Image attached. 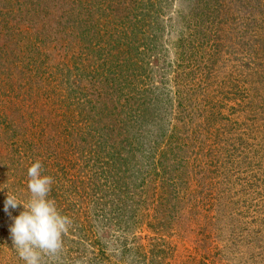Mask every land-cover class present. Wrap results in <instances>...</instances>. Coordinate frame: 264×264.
I'll return each mask as SVG.
<instances>
[{
    "label": "rangeland",
    "instance_id": "obj_1",
    "mask_svg": "<svg viewBox=\"0 0 264 264\" xmlns=\"http://www.w3.org/2000/svg\"><path fill=\"white\" fill-rule=\"evenodd\" d=\"M133 2L0 0V264L36 160L41 264H264V0Z\"/></svg>",
    "mask_w": 264,
    "mask_h": 264
},
{
    "label": "clouds",
    "instance_id": "obj_2",
    "mask_svg": "<svg viewBox=\"0 0 264 264\" xmlns=\"http://www.w3.org/2000/svg\"><path fill=\"white\" fill-rule=\"evenodd\" d=\"M27 187L30 198L19 201L15 195L8 194L4 210L16 209L22 205L23 210L12 216L9 226L12 246L25 264H41L44 254H54L61 249L62 235L67 232L71 220L57 209L48 194L53 178L43 174V165L39 160L27 168Z\"/></svg>",
    "mask_w": 264,
    "mask_h": 264
},
{
    "label": "trees",
    "instance_id": "obj_3",
    "mask_svg": "<svg viewBox=\"0 0 264 264\" xmlns=\"http://www.w3.org/2000/svg\"><path fill=\"white\" fill-rule=\"evenodd\" d=\"M115 3H119V1H134L133 3H136L133 7L134 8H139L141 6V4H146L147 1H151L152 2V7L157 5L158 2H160V0H114ZM132 3V4H133ZM94 6V7H93ZM103 8V9H102ZM154 8V7H153ZM102 9V10H101ZM108 9V3L107 0H104V2H102L101 0H90V5H76V7L73 9V14H74V18L72 21H74L73 25L77 26V24L80 23V21L85 22V23H89L92 25V23H90V18H88V16H86V10H87V14H93L92 16L96 17L95 14L97 16L100 17V14H102L103 12H105ZM103 11V12H101ZM133 17H131L132 20H136L137 17L136 15H131ZM98 17V19H100ZM140 19V18H139ZM118 50H120V48L118 47ZM112 56V54H111ZM114 56L118 57V55L115 53ZM128 66L126 67L127 71L132 72L133 74H137L136 72V65L130 62H127ZM164 65V64H162ZM166 67V65H164ZM136 72V73H135ZM126 84V83H125ZM125 84H120V87H123Z\"/></svg>",
    "mask_w": 264,
    "mask_h": 264
}]
</instances>
